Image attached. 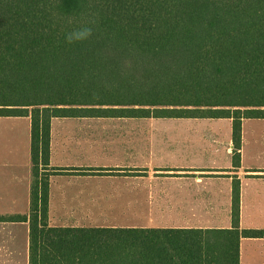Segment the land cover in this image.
I'll list each match as a JSON object with an SVG mask.
<instances>
[{
    "label": "trees",
    "instance_id": "obj_1",
    "mask_svg": "<svg viewBox=\"0 0 264 264\" xmlns=\"http://www.w3.org/2000/svg\"><path fill=\"white\" fill-rule=\"evenodd\" d=\"M0 116L31 117L30 213L0 217L29 220L30 264H240L264 235L240 228L239 181L228 229L49 225L56 117L229 118L239 166L243 120L264 119V0H0Z\"/></svg>",
    "mask_w": 264,
    "mask_h": 264
},
{
    "label": "crops",
    "instance_id": "obj_2",
    "mask_svg": "<svg viewBox=\"0 0 264 264\" xmlns=\"http://www.w3.org/2000/svg\"><path fill=\"white\" fill-rule=\"evenodd\" d=\"M27 117V146L17 130L0 131V217L30 213ZM168 118H53L49 225L228 229L239 181L240 228L264 231V140H247V119L235 166L232 119L202 118L218 131L200 137L194 121L161 120ZM30 232L29 220H0V264H30ZM240 250V264H264V235L242 237Z\"/></svg>",
    "mask_w": 264,
    "mask_h": 264
},
{
    "label": "rangeland",
    "instance_id": "obj_3",
    "mask_svg": "<svg viewBox=\"0 0 264 264\" xmlns=\"http://www.w3.org/2000/svg\"><path fill=\"white\" fill-rule=\"evenodd\" d=\"M163 121L168 120L170 122L172 121H194V124H199V133L198 135L201 137L202 134L205 132V130H208L209 128L211 130L216 129L218 131V126H212V123H217L214 121H211V119H192V118H182V119H161ZM150 121H156L158 122V119H151ZM229 122L223 123V126L221 127V130L223 133L227 130V125ZM211 125V126H210ZM217 125V124H215ZM208 126V127H207ZM213 128V129H212ZM17 130L22 134V137L24 138V143L27 146L28 143V135L30 134V127H29V118L27 116L20 117L16 120H6L0 123V131H12ZM246 130L248 135H246L247 140H251V142L263 141L264 140V119H247L246 122ZM261 145V144H260ZM263 153L260 156V158H263Z\"/></svg>",
    "mask_w": 264,
    "mask_h": 264
},
{
    "label": "clouds",
    "instance_id": "obj_4",
    "mask_svg": "<svg viewBox=\"0 0 264 264\" xmlns=\"http://www.w3.org/2000/svg\"><path fill=\"white\" fill-rule=\"evenodd\" d=\"M90 34H91V30L85 29L81 32L74 33L73 37L77 40H83V39L87 38ZM73 37H70V38H73Z\"/></svg>",
    "mask_w": 264,
    "mask_h": 264
}]
</instances>
